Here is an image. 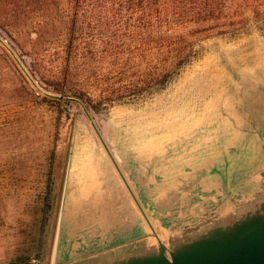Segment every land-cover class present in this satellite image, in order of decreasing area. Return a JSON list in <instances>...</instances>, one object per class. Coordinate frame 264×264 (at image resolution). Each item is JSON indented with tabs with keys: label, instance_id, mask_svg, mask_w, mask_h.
<instances>
[{
	"label": "rangeland",
	"instance_id": "rangeland-1",
	"mask_svg": "<svg viewBox=\"0 0 264 264\" xmlns=\"http://www.w3.org/2000/svg\"><path fill=\"white\" fill-rule=\"evenodd\" d=\"M0 37V264L158 245L69 98L170 251L264 214V0H0Z\"/></svg>",
	"mask_w": 264,
	"mask_h": 264
},
{
	"label": "water",
	"instance_id": "water-1",
	"mask_svg": "<svg viewBox=\"0 0 264 264\" xmlns=\"http://www.w3.org/2000/svg\"><path fill=\"white\" fill-rule=\"evenodd\" d=\"M0 44L11 54L27 78L33 81L32 76L27 69V71L25 70V66L14 50L1 37ZM68 100L79 103L85 110L100 141L158 242L156 248L152 249L151 252L147 254L141 253L144 245L143 236L132 237L133 234L130 233V231H133L132 227H134V231L137 228L140 230L142 228L141 222L127 224V230L122 233H115L110 238L101 235V230L94 228V230L84 233L82 238L79 235L74 238L76 251L82 254L81 259L78 261L80 264H264V214L261 215L259 213L253 214L237 223L235 222L232 227L216 233L217 235L214 234L211 237L178 246L173 251H170L143 212L109 146L106 144L84 104L75 98H69ZM260 157V162L256 165L257 169H254L253 172L255 177H262L264 174V152ZM261 162L262 164H260ZM262 187H264V184ZM241 215L239 214L238 217ZM121 241L123 242L120 243ZM107 245L110 246L102 249ZM147 245L153 246L149 241ZM118 246H124L121 252L114 251V248ZM121 254L124 256L123 259H119L122 258L119 257Z\"/></svg>",
	"mask_w": 264,
	"mask_h": 264
},
{
	"label": "built area",
	"instance_id": "built-area-1",
	"mask_svg": "<svg viewBox=\"0 0 264 264\" xmlns=\"http://www.w3.org/2000/svg\"><path fill=\"white\" fill-rule=\"evenodd\" d=\"M7 43V42H6ZM9 45V44H8Z\"/></svg>",
	"mask_w": 264,
	"mask_h": 264
},
{
	"label": "bare ground",
	"instance_id": "bare-ground-1",
	"mask_svg": "<svg viewBox=\"0 0 264 264\" xmlns=\"http://www.w3.org/2000/svg\"><path fill=\"white\" fill-rule=\"evenodd\" d=\"M26 70V69H25Z\"/></svg>",
	"mask_w": 264,
	"mask_h": 264
}]
</instances>
